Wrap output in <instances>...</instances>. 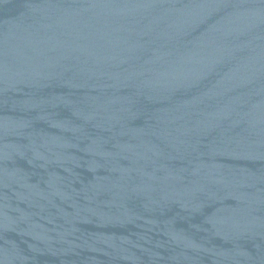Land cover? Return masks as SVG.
I'll return each instance as SVG.
<instances>
[{
    "label": "water",
    "instance_id": "water-1",
    "mask_svg": "<svg viewBox=\"0 0 264 264\" xmlns=\"http://www.w3.org/2000/svg\"><path fill=\"white\" fill-rule=\"evenodd\" d=\"M0 264H264V0H0Z\"/></svg>",
    "mask_w": 264,
    "mask_h": 264
}]
</instances>
